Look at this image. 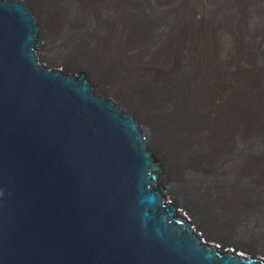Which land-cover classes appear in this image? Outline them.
I'll return each instance as SVG.
<instances>
[{"label":"water","instance_id":"1","mask_svg":"<svg viewBox=\"0 0 264 264\" xmlns=\"http://www.w3.org/2000/svg\"><path fill=\"white\" fill-rule=\"evenodd\" d=\"M40 54L28 12L0 3V264H232L162 209L135 123L44 76Z\"/></svg>","mask_w":264,"mask_h":264},{"label":"bare ground","instance_id":"2","mask_svg":"<svg viewBox=\"0 0 264 264\" xmlns=\"http://www.w3.org/2000/svg\"><path fill=\"white\" fill-rule=\"evenodd\" d=\"M31 1L43 15V37L46 46L51 48L54 41V30L50 20L52 16L44 9L45 7L43 8L40 0ZM72 2L73 14L78 17L79 10L81 13L84 12L83 14L88 15L93 25L100 27L101 32L93 38V48L88 45L91 37L83 36V39L81 34V38H74L75 43L71 42L74 45L69 49L70 54L51 53V60L66 68H84L103 89L115 95L145 120L151 131V139L163 158L169 179L175 185L170 195L176 203L185 208L188 214L195 217L205 236L216 243L206 244L201 239V234L193 230L192 223L182 218L177 206L168 202L166 198L162 209L173 211V220H182V226H187V231H192L193 242L204 245L205 252L232 264H264L263 246L238 244L226 238L224 232H212L206 225V220L214 225L218 224L217 215L225 214V182L231 180L226 175L225 169L229 163L232 164L233 170L241 178L244 176L245 164L252 155L251 148L246 149V145L249 142V134L257 129L253 128L254 126L249 128L254 117H257L254 113L259 107L256 106L254 99L264 92V0H72ZM0 3L7 8L28 12L29 21L35 26L42 46L41 29L33 10L17 0H0ZM78 19L80 18L74 20L75 25H71L70 31L74 36L82 23ZM119 31L126 32L127 43H125L138 58L143 57L144 54L149 59L151 56L159 55L163 62V67L157 69L160 72L156 70L146 72L154 82L159 80L171 85L172 81L177 79L175 87L177 104L171 101V105L182 111L181 115L184 118L189 110L188 104H191L189 101L193 102L191 106L200 117L205 129H201L198 133L200 138L209 140L212 146L217 145L223 155H226V148L231 145L233 139L245 144L238 161L232 163L225 159L224 163L222 162L224 159L221 158L219 168L210 177L200 173L191 178H184L177 173L172 154L166 146L171 136L170 131L157 126L146 114L147 111L142 108L141 102L133 103V100L130 101L125 95L130 79L122 74L132 72H129L124 62L122 63L123 59L129 65L127 54L123 51L117 53L119 49H114ZM114 63L119 67L121 75L116 76V79L107 80L104 69ZM138 63L137 74L138 70L145 71L147 68L142 63ZM38 65L44 76L62 77L64 84L77 86L78 80L82 79L86 89L95 94V101L99 105L115 112L124 122L135 123L133 129H139L140 138L146 143L151 160L162 167L154 158L149 148V140L140 123L112 100L97 94L85 74L75 76L61 69H49L42 64L40 56H38ZM209 85L212 86L211 90ZM219 100L223 103L221 104ZM208 108L213 109L214 129H211L210 123L207 124L205 120V112H208ZM171 123L169 122V125ZM256 123L257 127L264 131V120L258 118ZM258 123L262 125L259 126ZM224 128L225 140L224 135L220 136ZM241 183L248 186L247 180H241ZM165 191L167 195L169 189L165 188ZM183 191L188 194V200L182 198ZM232 192L234 190L229 194L232 195ZM221 193L224 194V200L216 201L213 206L215 212H211L210 200ZM260 236L264 241V232ZM220 247H223L222 251L219 250ZM239 252L256 253L260 257L243 256Z\"/></svg>","mask_w":264,"mask_h":264},{"label":"rangeland","instance_id":"3","mask_svg":"<svg viewBox=\"0 0 264 264\" xmlns=\"http://www.w3.org/2000/svg\"><path fill=\"white\" fill-rule=\"evenodd\" d=\"M17 1L27 4L33 10V12L35 13V17L37 18V21L39 23L41 29V38L43 40V45L41 46V54L39 55L42 64L49 69H61L63 72H66L70 75L79 76V74L81 73L85 74L90 80L97 94H99L105 99L112 100L118 107H120L129 115L133 116L140 123L144 134L149 140V148L152 151L154 158L163 167L165 188L169 189V193L166 195L167 201L177 206L182 218L184 217L190 223H192L193 230L196 233L201 234L200 237L203 241H205L206 244L216 243L213 242V240H211L209 237L205 236L195 217L190 213L188 214L185 208L181 204L176 203L170 195V192L175 188V185L169 179L163 158L161 157L158 149L156 148L155 144L151 139V131L147 126L145 120L139 114L127 107L125 103H123L115 95L103 89L97 81L91 78V75L84 68H66L63 65L51 60V53L60 55H63L64 53L70 54L69 49L74 45L72 43H75L74 38H79L81 34L83 39V36H86L88 38L91 37L88 40V45L93 48V38L97 37L100 34V27L93 25L91 20L88 18V15L86 16V14H83L84 12L81 13L80 10L78 11V17L73 14L72 0H40L43 5V8L45 7L44 9H46L52 16L50 20L52 29L54 30V41L51 45V48H48L43 37L44 19L40 9L37 8L31 0ZM77 18H80L78 20L82 23H80L78 33L74 36L73 32L70 30L71 25H75L74 20L77 21ZM69 32H71L72 34ZM126 39V32L119 31V33H117L116 35V42L114 45V49L116 48L115 50L119 49L117 53L123 51L125 52V54H127L126 59L129 61V65L125 61H123V59L122 63L124 62L125 67L129 68V72H132L130 74H122L125 78L128 77L130 79L127 88L128 90H126L125 95L130 101L133 100V103L141 102V104L143 105L142 108H144L145 112L147 111L146 114L152 119V121L156 123L157 126H160L162 129L170 131L171 136L168 138L166 146L170 154H172L175 168L178 170L177 173L183 176L184 178H191L192 176L199 175L200 173H203L204 175L210 177L219 168L221 158L224 159L222 161L224 163L225 159L232 163L238 161L240 159L242 151L244 150L243 148L245 144L243 145V142L233 139L231 145L226 148V156L219 152L217 145L216 147L212 146L209 140H204L200 138L198 136V133L201 129H203V124L201 123L200 117H198L197 113L193 110L191 106L193 102L191 100L189 101V103L191 104H188L189 110L185 113L186 117L184 116V118L183 115H181L183 114L182 111L177 110L175 106L171 105V101L174 104H177L175 92L177 79H174L173 77L175 81H172V86L169 83H163L159 80H155V82L154 80H150V77L147 74L148 70H156V72H160L157 69L160 70L163 67V62H161L159 55L154 57L151 56L149 59L144 54L143 57L140 56L138 58V56H135L133 51L127 47V42L125 41ZM138 62L142 63L147 68L145 69V71L143 69L140 70L141 72L138 70L139 73L137 74L136 65H139ZM104 74L107 80L116 79V76L121 75L119 67L116 63H114L112 66H108L107 68H105ZM210 87L212 88L211 85H209V88ZM211 88L209 90H211ZM171 91L173 94L171 93ZM260 95L261 97H259ZM259 96L258 98L254 99L257 103L256 106L259 107H256L257 109L255 108L256 110L254 116L257 117H254L255 119L253 120V123L249 126V128L254 126L253 128L257 129L253 130L252 133L249 134L250 138H248L249 142L248 145H246V149L250 150L251 148L252 155L251 157H249V160L247 161L248 163L246 162L247 164H245L244 176L240 178V176L237 175L236 171L233 170L234 166L229 163V166H227V168L225 169V171H227L226 175L229 179H231H228L229 181L225 182V214L221 213L217 215V220L219 221L218 224L214 225L209 220H206V225L212 232H224L225 235H227L226 238L236 241L238 244L247 243L250 246L255 245L264 247V241L260 239V235L262 234V232H264V131L262 128L257 127L256 123L258 118L264 120V104H262L264 103V92H261ZM219 102L221 104L223 103L222 100H219ZM220 103L219 105H221ZM211 109L208 108V112H205V120L207 121V124L210 123L211 129H214L212 118L214 114L213 109ZM169 122H172L171 125H169ZM260 125L262 124L260 123L259 126ZM223 130H225V128L221 130L220 136L222 137V135H224L223 139L225 140V131ZM181 136L185 137L182 138ZM241 180H247L248 186H244L241 183ZM230 187L232 189H230ZM233 190V194H229ZM181 196L183 199H189L188 194L184 191L181 192ZM222 200H224V194L222 193L218 196L212 197V200H210L209 202L211 206L209 210L211 212H215L213 210L215 202ZM248 205L249 207H247ZM219 250L222 251L223 247H220ZM239 254L256 258L260 257V255L256 253L245 254L239 252Z\"/></svg>","mask_w":264,"mask_h":264}]
</instances>
